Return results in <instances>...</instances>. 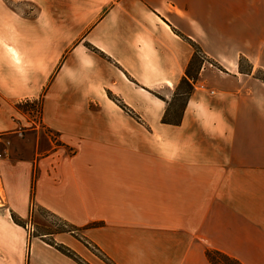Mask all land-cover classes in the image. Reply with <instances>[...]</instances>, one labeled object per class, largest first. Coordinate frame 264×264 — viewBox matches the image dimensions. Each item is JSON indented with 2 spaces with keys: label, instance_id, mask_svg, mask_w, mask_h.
Listing matches in <instances>:
<instances>
[{
  "label": "crops",
  "instance_id": "obj_1",
  "mask_svg": "<svg viewBox=\"0 0 264 264\" xmlns=\"http://www.w3.org/2000/svg\"><path fill=\"white\" fill-rule=\"evenodd\" d=\"M263 37L264 0H0V264H76L34 209L88 264H264ZM187 40L216 66L165 124Z\"/></svg>",
  "mask_w": 264,
  "mask_h": 264
},
{
  "label": "rangeland",
  "instance_id": "obj_2",
  "mask_svg": "<svg viewBox=\"0 0 264 264\" xmlns=\"http://www.w3.org/2000/svg\"><path fill=\"white\" fill-rule=\"evenodd\" d=\"M8 4H9V6L11 5L10 2ZM21 9L23 11H27V7L26 6L21 7ZM258 31H260V30H258ZM263 43H264V41H263ZM261 48H262V50H264V44H262ZM240 58H241L240 59V64H239L240 70L241 71H249L250 70V65H249L247 59H245L242 56H240ZM203 64H205L206 66H208V65L216 66L214 62H211L209 60H207ZM198 71H199L198 65L194 64L192 66V72L196 73ZM254 77L256 79H258V80H259V78H263L264 79V70L256 69L255 72H254ZM262 83H264V82H262ZM185 91H186V89H185V86H183V85L179 86V88L177 89V95L178 96H176L172 100V102L170 104V107H169V118L179 117L181 109H182V107L184 105V99H185L184 92ZM23 110H24V112L29 114L30 115L29 116L30 119L32 121H34L38 125L39 131L42 134L50 135L49 132L44 130L41 127V125H39L38 115L36 114L39 111L38 105H33V104H27L26 105V104H23ZM50 136H51V138L53 140L55 139L54 135H50ZM55 144H59V142L56 141ZM27 228L29 229V236H30L31 240L35 241L36 243L42 242V243H44V244H46L48 246L52 245L51 246L52 248H54L55 246H59L60 243H59V240L56 239L58 234H50V233H54V232H57L58 230L60 231L62 229L65 230V231L73 230V228H71L70 226H66L65 227L62 222L58 221L57 218L47 214L46 212L42 211L41 209H34L32 218L27 221ZM64 234H66L67 236H72V237H74L76 239H80L79 241H81L82 243L86 242L85 240H82L81 238H79L80 234L78 232H76V231H74V233L66 232ZM83 245L89 251H91L92 253L98 255L97 251L94 250L92 247H90V245H89V247L87 245H85V244H83ZM63 256H65V255H63ZM79 259L81 260L82 264H88L81 257H79Z\"/></svg>",
  "mask_w": 264,
  "mask_h": 264
},
{
  "label": "trees",
  "instance_id": "obj_3",
  "mask_svg": "<svg viewBox=\"0 0 264 264\" xmlns=\"http://www.w3.org/2000/svg\"><path fill=\"white\" fill-rule=\"evenodd\" d=\"M190 45L193 47V50H194V53H193V57L187 67V69L185 70V76H183V78L181 79V81L179 82L176 90H175V93L173 95V98L172 100L178 96L177 95V89L179 88V86L183 85L185 86V89L186 91L184 92V95H185V99H184V105L187 101V98L190 96L192 90H193V84L195 83V81L197 80V77H198V72L194 73L192 72V66L194 64H197L199 69L200 67L202 66V64L204 62H206L208 59L205 57V55L202 53V51L200 50V48L194 44L193 42H191L190 40H187ZM240 59L239 58V64H240ZM259 80L261 82H264V79L263 78H259ZM171 100V102H172ZM171 102L169 103L168 107H167V110L165 112V114L163 115L162 117V123H165V124H170V125H178L180 123V119H181V113H182V110H183V107L181 109V112H180V115L179 117H176V118H169V107H170V104ZM23 104H29V103H24V102H20L16 105L17 109L24 112L23 110ZM26 113V112H24ZM33 192H34V182L32 183L31 185V202H33ZM34 207V206H33ZM12 219L13 221L20 225V226H25L24 223L19 220L18 218H16L15 216H12ZM58 221L62 222L63 225L66 227V226H70L71 228H73V230L71 231H65V230H58L57 232H54V233H50V234H59V233H66V232H70V233H74V231L77 230V228L73 227L72 225L70 224H67L65 221H62L60 219H58ZM95 225H92L91 227H93ZM80 240V239H78ZM83 244L87 245L89 247V244L87 242H84ZM52 246V245H51ZM93 249H96L94 246H91ZM56 249V251L60 252L61 254L65 255L66 257H68L69 259L73 260L74 262H76L77 264H82L81 263V260L79 259V256L73 252L71 249H69L68 247L62 245V244H59V246H55L54 247ZM205 256L207 258V260L209 261L210 264H241L237 259H235L234 257L232 256H229L223 252H220V251H217V250H206L205 251Z\"/></svg>",
  "mask_w": 264,
  "mask_h": 264
}]
</instances>
